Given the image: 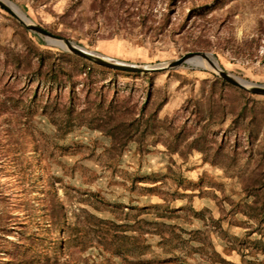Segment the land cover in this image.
<instances>
[{
    "label": "rangeland",
    "instance_id": "1",
    "mask_svg": "<svg viewBox=\"0 0 264 264\" xmlns=\"http://www.w3.org/2000/svg\"><path fill=\"white\" fill-rule=\"evenodd\" d=\"M9 1L115 60L154 65L203 51L264 84V0H144L146 27L117 26L105 12L116 0ZM49 64L69 73L72 90L47 81ZM113 97L135 115L155 110V141L112 146L88 124L95 102L104 113ZM69 100L87 107L79 119L67 116ZM263 184L264 95L193 62L104 69L0 6V264H264V191L253 188Z\"/></svg>",
    "mask_w": 264,
    "mask_h": 264
},
{
    "label": "trees",
    "instance_id": "2",
    "mask_svg": "<svg viewBox=\"0 0 264 264\" xmlns=\"http://www.w3.org/2000/svg\"><path fill=\"white\" fill-rule=\"evenodd\" d=\"M139 3V5H137ZM113 6L107 8L105 12L107 13H113L116 15V23L117 26H122L124 23L130 24L133 26L135 21L137 20L139 25H142L143 27H146L147 21L149 16L151 15L152 7L149 5L150 3H146L144 0H131L130 2L126 3V0H116V3H114ZM127 4V8L124 9L123 13H125V16H122L118 13L122 9V6ZM146 5V6H144ZM134 6L133 10H130ZM121 13V12H120ZM134 17H137L136 19ZM107 20H111L112 18L108 17ZM59 53L61 55H68L65 51L59 50ZM81 59V58H80ZM104 69H108L113 72H120V73H133L137 74V72H128V71H121V70H115L103 67ZM63 72L62 69H55L54 65L49 64L47 69V81L51 84H59L62 83V86L65 87L66 84H72L70 85V90L74 87V81L71 79V76L68 72L64 71V76L62 77L59 74ZM63 75V73H62ZM107 110L104 111V113H101L103 110V104L102 101L99 100L95 102V108L96 112H98V115L96 112H90L88 115L89 120L88 124H91V122H95L93 127H96L104 132H106L108 135L112 138V146L114 145H120L124 141L133 140L136 141L138 146L140 148H143L145 146V143L148 141L149 137H152V140L157 136L156 131L154 130V123L156 121V117L154 116V111H143L142 113H132L128 111L124 106H119L117 104V100L115 97L110 99V101L106 105ZM66 114L68 117H70V120H76L80 118V115L84 114L87 111V107H84L82 109H79L76 107L75 104H73L70 100L66 104ZM86 118V117H84ZM92 120V121H90ZM195 138V139H194ZM190 143L199 144V139H201L200 134L197 137H194ZM171 144V143H168ZM256 190H263L264 191V184L263 185H254ZM264 203V201H263ZM252 204L256 205L257 201H252ZM254 210V209H253ZM264 219V216H263ZM172 233L178 237V233L174 232L175 226L171 225ZM139 239L137 236L133 235L130 236V239ZM163 236L161 237V241L163 240ZM166 240V239H165ZM143 241H146V238H143ZM133 246V245H132ZM145 247V245H144ZM180 260V259H179ZM183 264V262L181 263ZM185 264V263H184Z\"/></svg>",
    "mask_w": 264,
    "mask_h": 264
},
{
    "label": "water",
    "instance_id": "3",
    "mask_svg": "<svg viewBox=\"0 0 264 264\" xmlns=\"http://www.w3.org/2000/svg\"><path fill=\"white\" fill-rule=\"evenodd\" d=\"M0 6L13 14L19 21H21L26 27L31 29L32 31L41 34L45 36L48 39V42L53 43V44H58L63 48L68 49L72 53L83 57L85 59H88L100 66L110 68V69H115V70H121V71H128V72H137V73H151V72H156V71H162L166 69H172L180 66L182 63L187 62V59L190 57H206L214 70L219 74V76L228 81L231 84H234L238 87H241L242 89H245L251 93L254 94H261L264 95V84H252L246 80H243L249 85L244 84L240 81H238L234 76L230 75L226 71H224L216 62V60L212 57L210 53L203 52V51H195V52H187L180 56L177 59H174L170 62L167 63H161V64H154V65H137L133 63H128V62H123L119 60H115L109 57H106L104 55H101L97 52L87 50L83 48L82 46H79L77 44H74L70 40L61 37L39 25H35L33 23H25L20 17L16 15V13L3 1L0 0Z\"/></svg>",
    "mask_w": 264,
    "mask_h": 264
},
{
    "label": "bare ground",
    "instance_id": "4",
    "mask_svg": "<svg viewBox=\"0 0 264 264\" xmlns=\"http://www.w3.org/2000/svg\"><path fill=\"white\" fill-rule=\"evenodd\" d=\"M4 3H6L15 13L18 17H20L25 23H31V21L25 16V14L12 2L9 0H1ZM187 62H193L194 64H200L206 68H213L208 59L204 56L202 57H190L187 59ZM214 69V68H213ZM236 78V77H235ZM238 81L249 85V83L243 81V79L236 78Z\"/></svg>",
    "mask_w": 264,
    "mask_h": 264
}]
</instances>
